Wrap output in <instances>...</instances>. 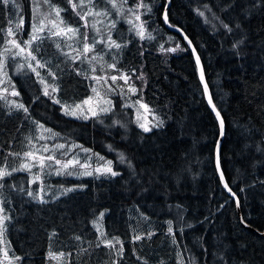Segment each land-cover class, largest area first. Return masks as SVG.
Returning <instances> with one entry per match:
<instances>
[{
	"label": "trees",
	"instance_id": "obj_1",
	"mask_svg": "<svg viewBox=\"0 0 264 264\" xmlns=\"http://www.w3.org/2000/svg\"><path fill=\"white\" fill-rule=\"evenodd\" d=\"M98 2L99 9L112 10L110 4L102 7L106 1ZM51 3L64 10L61 16L68 25L80 27L81 33L86 31L68 0ZM136 3L127 0L129 6ZM145 3L152 9L145 16L153 39L140 40L121 16L118 28L123 35L117 42L126 46L113 49L116 60L107 59L103 76H131L129 82L138 89L137 98L162 121L147 133L135 122L134 109L125 107L119 95L113 98L114 107L107 115L88 120L66 116L59 104L43 95V86L30 69H16L19 57L12 56L19 49L4 43L16 39L24 46L33 23L32 1L0 4V53L5 46L11 49L7 72L20 95L0 94L28 109L25 113L0 100V169L11 171L22 166L38 125H43L57 134L52 136L55 144L89 148L113 161L120 173L64 182L51 175L44 180L47 186L77 185L82 189L70 193L59 188L49 193L39 191L46 203L27 195L40 189L36 180L31 182L30 171H13L0 179L4 185L0 206L11 217L6 221L5 236L14 256L22 257L15 264H50L49 251L64 252L67 264H111L113 260L117 264H264V237L242 225L237 205L218 176L220 127L207 104L195 57L182 37L163 23L167 0ZM167 15L198 52L212 99L224 119L221 167L239 197L243 220L264 233V0H171ZM21 17L23 30L8 36L7 30L15 31ZM221 20L231 32L220 26ZM88 36L91 42L92 29ZM59 39L35 41L23 54L26 57L27 51L39 47L37 59L50 63L38 71L58 85L56 99L72 103L86 100L93 87V80L84 76L88 75L84 64L89 62L80 58L73 63L65 57L62 53L68 50L56 47ZM171 48L177 51H167ZM28 62L35 65V61L25 59ZM113 62L118 71L108 68ZM50 67L55 70V80L48 75ZM5 87L9 85L0 84V90ZM120 154L126 157L123 163ZM101 212L105 213L103 219L99 218ZM93 221H98L105 238L122 242V259L115 249L96 246L100 233ZM137 235L142 239L134 242Z\"/></svg>",
	"mask_w": 264,
	"mask_h": 264
},
{
	"label": "snow or ice",
	"instance_id": "obj_2",
	"mask_svg": "<svg viewBox=\"0 0 264 264\" xmlns=\"http://www.w3.org/2000/svg\"><path fill=\"white\" fill-rule=\"evenodd\" d=\"M10 2H13V0H0V4H3L4 6H7ZM42 2L43 4H46L49 6V10L42 19H38V17L40 16V3L34 2L33 23L31 24V31L29 32V38L23 41L24 46H22L21 43L17 41L16 39L7 40L4 42L6 45H11L12 48L19 49L18 52L13 54L12 56L13 59H15V56L25 53L26 48L31 49L33 42L43 41L45 38L47 39L61 38L64 40L76 39L77 42L81 44V47L75 48L73 47V45L69 44L67 45V47L70 48L72 51L62 53L65 57L70 59L73 63H75L81 57H84L85 59H87L89 53L95 52L97 44H103L105 48L108 49L109 52H111L113 48L119 51L122 47L126 46L125 43L117 42V40H114L112 38L111 32L113 29H115L117 21L112 20L110 23L105 24L104 19L102 18L108 17L110 15V10L107 8L99 9L98 4L96 3V0H68V3L71 5L72 10L76 13V15L80 17V20L84 22L81 25V27L85 29L91 28L97 34V36H101V39H96V37H92L91 42H89V36H88L87 31L81 33L80 27L74 28L72 26L65 24V21L63 17L61 16V12L64 11L63 9L51 4V0H42ZM106 2L107 4L111 5V9H114L117 12V14L121 16H124L125 12L132 14L131 17H125V19H126V22L131 25V28L129 29V31H134L135 35L139 37L140 40L153 39L151 33L147 31V28H146L147 21L141 19L142 15H147L148 13L152 11L151 6L145 3V0H137V3L133 7H130V8L125 7V5L127 4V0H106ZM207 7L208 6L205 5V8ZM77 9H80V11H78ZM141 10H143V12H141ZM208 10L211 11L210 9ZM52 13H55V17H56L55 20L50 19ZM199 15L204 16V12L200 11ZM90 17L92 18L91 20H89ZM132 17H134V20ZM163 19L166 24H169L168 15L166 11L164 12ZM214 19H218V17H214ZM46 21L48 24L52 25V28L47 29L46 35H41L42 33H45L46 31V23H45ZM136 22H139V23H136ZM23 23L24 21H23V18L21 17V19L16 25V30L14 31L12 28H9L7 30V35L10 37H14L17 34V32L23 30ZM97 24L104 25V28L107 29V32H104L102 28H98ZM220 26L224 28L225 30H227L228 32H231V28L229 27V25L227 23H224L222 20L220 21ZM169 27H173V26L169 24ZM177 31H179V29H177ZM184 38L187 40V36H185ZM190 43L191 42L189 41V44ZM56 47L57 49H60L61 45L57 43ZM167 51L175 52L177 51V48L167 49ZM10 52H11V49L5 46L3 52L0 53V84L7 83L9 85V87H5L0 91H2L3 93H10L11 96L15 97V96H19L20 93L15 90V86L11 83V79L8 77L7 58ZM38 52H39L38 46L36 47L35 51H27V55L25 59L29 61H35V65H33L31 62H28L26 65H19L17 70L19 71L20 69L24 67H27L28 69H30L31 72L34 73L36 77L38 78L39 83L43 86V95L48 96L50 99H52L53 103L60 104L66 115L77 116V110H80L81 115H83V117L87 119L88 116L84 114L83 109H82V104L88 105L90 103L91 98L82 101L81 104H75L74 106L61 103L60 100L56 99L54 94L58 92L59 90L58 85H54L48 82L45 77L41 76L40 71H38V69H41V68H48L50 62L38 60L37 55L35 54ZM73 52H75L76 55H72ZM193 52L195 53V49H193ZM93 61H103V56L99 54L92 55L91 59L89 60V63H92ZM196 64L197 66H200L199 56H196ZM108 68L117 70L115 63L109 64ZM91 71L95 73L96 72L95 67H93ZM77 74L80 75L82 73L78 71ZM48 75L51 76L53 80L57 79L56 73L51 71V69H49ZM85 78H88V77L86 76ZM91 78L94 79L97 82V84H101L102 82L103 84H107L108 79H110L113 84H115L117 80H123L125 85H127L128 93L135 95L138 91V89L133 84L129 83V81L131 80V76L124 74V73H120L119 75H111L110 77L93 75ZM138 78H142V77H138ZM200 80L204 84L205 93H207L208 85L207 83L204 82V73H203L202 67L200 68ZM107 90L109 92H113L115 89L109 86ZM92 91L96 93L97 97H100L101 94L97 88L93 87ZM120 94L121 95L124 94L123 88H121ZM0 100H3L5 103H8L11 107L16 108L17 110H23L25 113L28 112L27 107H25L23 103H17L15 101L9 102L7 100L6 95L0 94ZM104 102L108 104L109 107L101 108L100 111L107 113L112 110L111 108L112 102L110 100H105ZM208 102L212 106V110L216 112V116L220 120L221 130H223V120L220 119V113L216 110L215 105L212 103V99L210 96H209ZM135 103L138 104L139 107L144 109L146 112L148 111V106L142 103L140 100H137ZM124 106L129 107L130 105L125 104ZM89 111L92 112L93 116L97 115V112L95 110H92L90 108ZM153 119H155V117H153ZM116 123H119V122L117 121ZM137 124H138V127H140L144 132L147 133L151 131V128L146 123L140 122L139 113H138V118H137ZM161 125H162V121L158 122V124H154L153 127L161 126ZM38 127L43 129L45 132L51 133V130L45 129L43 125H38ZM53 135H57V134H53ZM40 138L43 139L44 137L41 136ZM77 147H82V146H77ZM64 148H65L64 144L56 145V149L58 150L64 149ZM82 150L84 152L90 151L89 149H82ZM44 151H49V149L45 148ZM9 155H13V154L9 153ZM15 155H18V154H15ZM25 156L34 157V153L27 152L25 153ZM97 157L99 160H104V157H100L98 154H97ZM119 159H120V162L123 163L125 162L126 157L123 154H120ZM46 160L53 162L56 165H60V169L57 170L56 172L57 175H61V174L72 175L73 172L69 171L70 166L74 168L76 165H79L80 168H84V169H88L91 167L87 162H85L84 164H81L80 161L77 160L76 158H73L71 160L64 162L59 159H56L52 155H49L47 157L40 156L38 159L39 167L41 168L47 167V165L45 164ZM128 166L129 168H132L130 161L128 162ZM217 167L219 168V157H217ZM22 169H27L30 171V166L28 164H23L21 168L12 169L11 171L7 169H0V179H3L6 176H10L13 171H20ZM94 172L96 174H106V175H110L113 177L120 175L119 172L113 170L111 160L105 161V163L101 167H97L92 171H84L78 174L86 175V176H93ZM36 179H39V177H37ZM223 179H224L223 173H221V180ZM33 182L35 183V181ZM3 187L4 185L0 184V188H3ZM224 187L228 188L229 186L227 183H225ZM73 190L74 189L72 188H68V189H65L64 191L70 192ZM39 191H43V189L42 188L39 189L36 193L30 191L27 193V195L30 197H33V199L38 198L40 203H46L47 201L43 200L42 197H39ZM229 191H231V189H229ZM234 195L235 194L233 193V196ZM3 203L4 201L0 200V205H2ZM237 203H239V201H237ZM103 215L104 213L101 212L100 217L102 218ZM10 220H11V217L6 214V209L3 206H0V237H2L3 234L7 231L6 221H10ZM168 223H169L168 232L171 234L173 231L171 227V221H169ZM93 224L94 226H96L97 231L100 233V237L98 238L99 243H97L96 246L100 247V245L103 244L107 248L115 249L116 255H118L122 259L123 252H124L122 242L115 237H113L112 239L105 238V233H103L100 230L98 221H93ZM52 235L55 236L56 233H53ZM151 235L152 234L149 233L148 238H150ZM51 238L52 237H50V239ZM76 239L79 240L80 237L77 236ZM140 239H142V237L137 235L134 238V242ZM173 242H175V240ZM117 244L120 245L118 249L116 248ZM0 251L3 252L4 259L8 260L9 259L8 251L5 249H0ZM48 255L50 259H54V260H59L60 258L66 256L64 252H59L58 254H56V253H53L52 251H49ZM67 255H71V253H68ZM14 259L19 261L22 259V257L15 256ZM137 259H139V257H137ZM10 264H11V261H10ZM111 264H117V262L113 260Z\"/></svg>",
	"mask_w": 264,
	"mask_h": 264
},
{
	"label": "rangeland",
	"instance_id": "obj_3",
	"mask_svg": "<svg viewBox=\"0 0 264 264\" xmlns=\"http://www.w3.org/2000/svg\"><path fill=\"white\" fill-rule=\"evenodd\" d=\"M31 1H32V5H34V2L35 3H40V16L38 17V19H42L44 17V15L47 14V12L49 10V6L46 5V4H43L42 0H31ZM103 1H106V0H103ZM97 4H99V2ZM106 6H107V3L105 5H103L102 7H106ZM46 7H47V10H45ZM125 7L126 8H130L132 6H129L128 4H126ZM98 8H101V7L98 6ZM77 10L80 11V9H77ZM141 12H143V10H141ZM150 13H148L147 15H149ZM131 16H132L131 13L125 12L123 17L125 19V17H131ZM132 18L134 20V17H132ZM50 19H53V20L56 19L55 13H52ZM91 19L92 18L90 17L89 20H91ZM102 19H104V23L105 24L110 23L112 20H116L117 21L115 29H113L112 32H111V35H112L113 39L117 40L120 36L123 35V32L118 28L119 21L121 20V15L117 14V12L114 9H112L110 11V15L108 17H104ZM141 19L147 21L146 28H147V31L149 32V30H148L149 22H150L149 18L146 17L145 15H142ZM45 23H46V31H45V33H42L41 35L46 34L48 28H52V25L48 24L47 21ZM82 23H84V22L82 21ZM136 23H139V22H136ZM65 24L68 25L66 22H65ZM97 27L98 28H102L104 30V32H107V29L104 28V25L97 24ZM90 30H91V28L86 29L87 32H89ZM150 33H151V35H153V32H150ZM93 36L96 37V39H101V36H97V34L94 31H93ZM59 42H61L60 45L62 46L63 50L64 49L68 50V52L72 51L70 48L67 47V45H69V44L73 45V47H75V48H80L81 47V44H79L76 39L64 40V39L60 38ZM97 48H98V50L102 49V50H100V52H103V54H100V55L103 56V61H95V63H93V64L85 63L84 64V67L86 68L85 69V73L88 74V75H84V76H87L88 79L93 80V83H92L93 87L97 88L101 95H100V97H97L96 93H94L92 91V95H91V97H89V98H91L90 99V103L88 105H83L82 104L83 112H84V114H86L88 116L87 119H85L83 117V115H81L80 110H77V116H72V115H66L64 110H63V108H62L64 114L66 116H68V117H71V118L84 119V120H88V119H90L92 117H95V116L107 115L109 112L105 113V112L100 111L101 108L109 107V105L106 104L104 101L105 100H110L112 102L111 108L113 109V107H114L113 98L115 96L119 95V96H121L124 99L125 104L130 105L129 107L134 109L133 111H134V115H135L134 116L135 122L137 123V118H138V113H139L140 122L141 123H146L152 130L154 128L153 125L154 124H158V122H160V120L158 119V117L153 112H151L149 110V108H148V111L146 112L144 109L140 108L138 104L135 103L137 100L141 101V99L137 98V93L138 92L135 95H133L131 93H128L127 92V85H125L123 80H120V82L117 80V82L115 84H113L112 81L110 79H108L107 84H103V82L101 84H97V82L94 79L91 78L93 75H95V76H103V72L106 71L107 64L109 62V61L107 62V59L108 60L110 59V60H113V61L116 60L117 52L114 51V50H116L115 48H113L114 50L112 49V51L109 53V52H107L108 49L105 48V46L103 44H97L95 52H94L95 55H97L96 53H100V52H97L98 51ZM108 53H109V55L107 57ZM73 55H76V53L73 52ZM92 55H93V52L88 54V58L87 59H85L84 57H81V58H84L85 62H89V60L91 59ZM18 57H19V59H17L16 69L18 68L19 65H26L24 54L22 53V54L18 55ZM93 67H95V69H96L95 73H93L91 71V69ZM26 69H28V68L24 67V68H22L20 70L22 71V70H26ZM49 69H51L53 72H55V70L53 68L50 67ZM41 74H43V73L41 72ZM105 77H109V75H106ZM109 86H111L115 90L113 92H109L107 90ZM93 87H92V89H93ZM121 88L124 89V94L123 95L120 94ZM81 102L82 101L75 102V103L73 102L72 103V102L61 101V103L68 104V105H73V106L75 104H81ZM90 108L92 110H95L97 112V115L93 116L92 112L89 111ZM77 117H79V118H77ZM153 117H155V119H153ZM45 129H48V128L45 127ZM53 134H55V132L53 130H51V133H49V132H45L41 128L37 129V132H36V134L34 136V139L32 140V147L29 148V151H27V152L34 153V157H28V156H25V154H24L23 155V160L21 162L22 165L23 164H28L30 166V172H31V175H32L31 182L34 183L33 181L36 180L39 183L40 189L41 188L43 189V191H41V192L49 193L50 190H53V189L56 190L58 188H59L58 190H60V191L61 190L64 191L65 189H68V188L74 189L73 191L82 189L81 186H77V185L67 186V185H64V184H56L57 186L56 185L55 186L54 185L47 186L45 184L44 180H47V178L49 176H51V175L56 176V179H62L63 182L65 181L64 179H66V180H68V179L79 180V179H82V178L94 177V176L100 175V174L94 175V174H96L95 172H94L93 176L79 175L78 173H82L84 171H92V170H94L97 167H101L105 162H100L101 160L98 159L97 154L100 157H103L102 155H100L99 153H96V152H94L91 149L86 148V147H77V146H80V145H75V144H71L69 146L64 144L65 148L58 150V149H56V145H59V144H62V143H56L55 144V141L52 142L54 140V138L52 136H55ZM41 136H43L44 138L41 139L40 138ZM45 148L49 149V151H44ZM82 149H89L90 151L89 152H84ZM49 155H52L56 159H59V160L64 161V162H66L68 160H71L73 158H76L77 160L80 161L81 164H84L85 162H87L91 167L88 168V169H84V168H80L79 165H76L74 168L72 166H70L69 171L73 172L72 175H66V174L57 175L56 172H57V170L60 169V165H56L53 162H50V161H47V160L45 161V164L47 165V167L41 168L38 165V159H39L40 156L47 157ZM107 160L104 157L103 161H107ZM112 168L115 171L114 162L113 161H112ZM25 170H27V169H25ZM32 171H36L37 174L34 175L32 173ZM103 175H106V174H103ZM37 177H39V179H36ZM59 186H61V187H59ZM73 191H70V192H73ZM70 192H65V193H70ZM104 215H105V213H104ZM104 215H103L102 218L101 217H99V218L103 219ZM8 243L9 242H7V238H6L5 233H4L3 236L0 237V244H1V247H2L1 249H5V250L8 251L9 259L8 260L4 259L3 252L1 251L2 257L0 259V264H10V261H11V264H15L16 261H17V260L14 259L15 256L12 253V251L10 250V248H9L10 244L8 245ZM50 260H51L50 264H67L66 256L60 258L59 260H54V259H50Z\"/></svg>",
	"mask_w": 264,
	"mask_h": 264
},
{
	"label": "water",
	"instance_id": "obj_4",
	"mask_svg": "<svg viewBox=\"0 0 264 264\" xmlns=\"http://www.w3.org/2000/svg\"><path fill=\"white\" fill-rule=\"evenodd\" d=\"M170 6H171V0H167V8H166V10H165L166 12H167V9H168ZM168 20H169V19H168ZM163 23H164L165 27H166L169 31H171V32H173V33H176V34H178V35H180V36L182 37V39H183V40L186 42V44L188 45L190 51L193 53V55H194V57H195V61H196V56H199V54H198V52L196 51V49H195L193 43L191 42V40H190V39L188 38V36L182 31V29L179 28V27L173 26L170 22H169V24H171L173 27H169V24H166V23L164 22V19H163ZM177 29H179V31H177ZM185 36H187V40L184 38ZM189 41L191 42L190 44H189ZM193 49H195V53L193 52ZM199 58H200V56H199ZM196 65H197V64H196ZM201 67H202V69H203V73H204V82L207 83V85H208V92L205 93V91H204L205 98H206V101H207V104H208L210 110L212 111V113H213L214 116L216 117V119H217V121H218V123H219V127H220V120L217 118V116H216V112H214V111L212 110V106H211V105L209 104V102H208V101H209V96H210L211 99H212V95H211V91H210L209 84H208L207 79H206L205 70H204V67H203V64H202V61H201V58H200V66H197L199 77H200V68H201ZM201 83H202V82H201ZM202 86H203V89H204V84H203V83H202ZM212 103L215 105L213 99H212ZM215 108H216V110L219 112V110L217 109L216 105H215ZM219 113H220V112H219ZM220 119L223 120V130H221V127H220V138H219L218 146H217V150H216V168H217L218 176H219V178H220V180H221V173H223V170H222V167H221V147H222V143H223V141H224L225 134H226V126H225V122H224V119H223V117H222L221 114H220ZM217 157H219V168L217 167ZM223 177H224V179L221 180V183H222V185H223V187H224L225 183H227V180H226V178H225L224 173H223ZM227 184H228V183H227ZM228 186H229V185H228ZM224 189H225V191L227 192V194H228V195H229V196L235 201V203H236V205H237V209H238L239 219H240V222L242 223V225H243L246 229H248V230H253L254 232L258 233L260 236L264 237V233H260V232H258V231H256V230H254L252 227H250L249 225H247V224L244 222L243 217H242V214H241V210H240V200H239V197L236 195V193H234L232 190L229 191V189H231L230 186H229L228 188H225V187H224ZM233 193L235 194L234 196H233ZM237 201H239V203H237Z\"/></svg>",
	"mask_w": 264,
	"mask_h": 264
}]
</instances>
